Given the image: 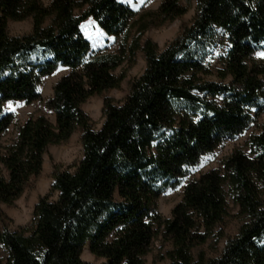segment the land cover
Segmentation results:
<instances>
[{"label": "trees", "instance_id": "16d2710c", "mask_svg": "<svg viewBox=\"0 0 264 264\" xmlns=\"http://www.w3.org/2000/svg\"><path fill=\"white\" fill-rule=\"evenodd\" d=\"M194 12L160 49L140 44L143 21L130 39L136 14L119 0H0V203L39 177L49 146L82 131V157L54 174L31 222L0 228V264H92L81 259L86 246L104 264H145L157 239L166 264H264V62L255 56L264 52V0H197ZM155 13L165 22L186 12L162 0ZM87 18L116 50H92L80 31ZM26 19L27 33H8V21ZM137 51L143 72L121 101L104 98L94 128L81 104L118 87L124 76L114 70ZM60 67L69 71L43 101L39 85ZM21 101L43 102L53 119L32 113L19 123L4 105ZM250 127L249 153L235 149L192 174ZM179 185L181 199L162 216L159 197ZM230 204L243 223L208 258L196 249L219 237Z\"/></svg>", "mask_w": 264, "mask_h": 264}, {"label": "rangeland", "instance_id": "374dc122", "mask_svg": "<svg viewBox=\"0 0 264 264\" xmlns=\"http://www.w3.org/2000/svg\"><path fill=\"white\" fill-rule=\"evenodd\" d=\"M45 4L49 3V0H41ZM123 4H127L136 16L134 21L130 25V39L135 37L139 32L138 23H146L147 27L142 33L140 44L144 40L148 39L156 44L160 49L167 45L173 38L180 32L181 27L188 25L194 14L197 0H180V4L185 7V14L176 17L173 21L162 22L158 16H156V10L162 0H119ZM141 17L139 20L138 18ZM31 28V20L26 19L19 22L8 21L7 31L10 35L19 36V34L27 33ZM80 31H82L85 38L89 41V44L93 51L99 49L114 51L117 49L118 40L112 35H107L100 27L93 21L92 18H87L81 23ZM257 59L264 62V52H258ZM144 56L140 51H137L132 60L125 61L122 65L114 70V74L123 75L121 83L118 87L104 91L101 95L92 96L87 99L80 108L90 118V123L94 128H99L103 119V100L109 98L113 102L121 101L128 94L130 82L139 77L145 67ZM68 68L60 67L56 69L51 75L44 77L39 85V94H41L42 100H46L52 95L53 85L60 79V77L67 74ZM59 72L58 74H56ZM210 79L217 80L215 76H210ZM4 110L11 112L15 119L21 123L27 118L29 114H44L48 118L53 119V115L44 108L43 102H33L26 104L24 102H8L4 105ZM260 121L264 120V114L260 117ZM256 130L250 127L235 138L227 139L220 145L214 152L204 156L196 168L193 169L192 174H198L200 172L208 171L210 168L219 166V161L223 157L231 154L235 149H242L244 152L249 153L247 142L249 137ZM81 129L77 128L69 137V140L62 144H53L49 146L44 155L43 165L39 177L31 180L24 190V193L13 204L0 203V228H6L7 230L17 231L27 226L32 220V212L34 206L37 204L39 198L45 195L53 183L54 174L57 171H64L71 169V165L77 162L81 157L82 145H81ZM182 185L177 188L167 190L161 195L157 205V211L162 216L168 217L170 210L181 199ZM230 215L227 216L224 222L218 226L217 230L219 237L210 238L205 245L198 247L196 250L204 252L208 258L218 256L226 245V241L234 237L243 223L242 216H238V211L230 204ZM152 251L145 257V264H166L168 261L159 260V254L162 255L165 249L160 251V241L154 240L152 243ZM160 252V253H159ZM81 259L84 262H90L92 264H104V259H100L91 254L88 246L83 249Z\"/></svg>", "mask_w": 264, "mask_h": 264}, {"label": "bare ground", "instance_id": "6f19581e", "mask_svg": "<svg viewBox=\"0 0 264 264\" xmlns=\"http://www.w3.org/2000/svg\"><path fill=\"white\" fill-rule=\"evenodd\" d=\"M59 72H57L56 74H58Z\"/></svg>", "mask_w": 264, "mask_h": 264}]
</instances>
